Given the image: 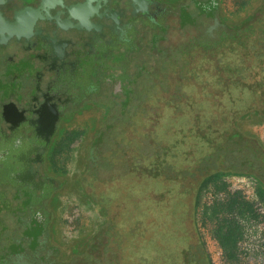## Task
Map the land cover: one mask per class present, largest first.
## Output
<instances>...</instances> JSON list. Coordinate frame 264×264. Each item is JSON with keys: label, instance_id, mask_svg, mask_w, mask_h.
I'll use <instances>...</instances> for the list:
<instances>
[{"label": "flooded vegetation", "instance_id": "obj_1", "mask_svg": "<svg viewBox=\"0 0 264 264\" xmlns=\"http://www.w3.org/2000/svg\"><path fill=\"white\" fill-rule=\"evenodd\" d=\"M220 3H0V264H213L195 218L204 178L227 170L210 148L264 110V0L233 24ZM80 115L100 222L63 260L49 201L67 179L56 155L83 142L64 118Z\"/></svg>", "mask_w": 264, "mask_h": 264}, {"label": "rangeland", "instance_id": "obj_2", "mask_svg": "<svg viewBox=\"0 0 264 264\" xmlns=\"http://www.w3.org/2000/svg\"><path fill=\"white\" fill-rule=\"evenodd\" d=\"M240 1L221 0V15L229 19L228 21L232 22V24L239 21L240 17L246 16L245 14L257 6L261 0H243L244 5ZM240 6H242V9ZM148 58L152 61V56ZM88 117L80 115L78 117L67 116L64 118L69 124L71 123L70 128L80 132L79 138L83 142L77 145L73 144L70 147H63L61 152L55 157L56 165L61 167L67 174L66 185L58 192L57 197L53 195L49 201L50 205L55 206L53 211L52 241L60 248L61 259L63 260L71 257L73 252H83L86 250L95 232V228L100 222L99 220H95V212H93L95 205L93 204L92 198L83 193L79 181L81 169L84 168L85 164L84 154L86 153L87 144L92 140L94 133L93 130H83L87 128L85 125ZM100 117L99 113L95 112V129L101 123ZM237 124L239 130L247 136H253L258 139L264 147L263 114H250L239 119ZM162 134H165V132H162ZM221 181L223 180L221 179ZM245 186L247 185L245 184ZM215 189V185L209 182L201 190L195 215L198 234L203 241L205 250L211 257L212 263L264 264V222L261 219L249 217L248 215L237 216L239 224L241 225L242 239L237 245L236 258L232 261H227L225 253L220 249L215 239L214 229L218 224L211 217L213 207L210 205L217 199L215 195H221L222 199H224L228 189L226 187L227 190L220 192H216ZM223 216V214L220 215L221 218ZM156 261H158L157 258L147 257L146 259L147 264H156Z\"/></svg>", "mask_w": 264, "mask_h": 264}, {"label": "trees", "instance_id": "obj_3", "mask_svg": "<svg viewBox=\"0 0 264 264\" xmlns=\"http://www.w3.org/2000/svg\"><path fill=\"white\" fill-rule=\"evenodd\" d=\"M247 19L245 20L246 23ZM264 21V19L262 20ZM251 22V21H250ZM248 22L247 24H249ZM261 37L264 38V22L260 30ZM261 47L263 45L261 44ZM260 74L264 78V68L260 69ZM260 91L264 84L258 82ZM257 114H264V110L256 109ZM240 115L241 117L244 115ZM246 116V114H245ZM220 138L223 137V144L213 145L210 148L211 156L221 165H224L227 170L214 172L204 178L201 190L212 182L215 185L216 192L226 189V184L221 181L222 176L232 172L235 174H254L259 175L260 180L264 179V147L258 139L253 136L244 135L243 132L237 133L238 140L233 139L235 132H220ZM213 138H206L207 142H214ZM215 159L211 161L210 168H215ZM217 163V164H218ZM208 166V165H207ZM264 181V180H263ZM220 183V184H219ZM220 186H219V185ZM257 197L264 202V186L257 185ZM211 217H213L218 226L214 229L215 239L220 249L225 253L227 261H232L236 258L237 245L242 239L241 225L237 216L248 215L249 217L257 218V213L253 204L246 200L239 192H226V197L222 200H215L211 205ZM224 215L223 218L220 215ZM228 214V216H226ZM221 218V219H220Z\"/></svg>", "mask_w": 264, "mask_h": 264}, {"label": "built area", "instance_id": "obj_4", "mask_svg": "<svg viewBox=\"0 0 264 264\" xmlns=\"http://www.w3.org/2000/svg\"><path fill=\"white\" fill-rule=\"evenodd\" d=\"M223 182L229 192H239L246 200L253 204L257 218L264 222V202L257 197V180L251 175H225L222 177ZM245 184L248 186H245ZM216 200H222L221 195H215Z\"/></svg>", "mask_w": 264, "mask_h": 264}, {"label": "water", "instance_id": "obj_5", "mask_svg": "<svg viewBox=\"0 0 264 264\" xmlns=\"http://www.w3.org/2000/svg\"><path fill=\"white\" fill-rule=\"evenodd\" d=\"M3 0H0V3L2 2Z\"/></svg>", "mask_w": 264, "mask_h": 264}]
</instances>
